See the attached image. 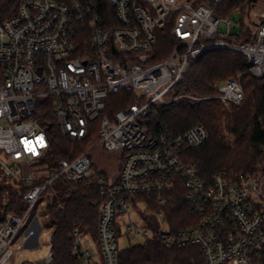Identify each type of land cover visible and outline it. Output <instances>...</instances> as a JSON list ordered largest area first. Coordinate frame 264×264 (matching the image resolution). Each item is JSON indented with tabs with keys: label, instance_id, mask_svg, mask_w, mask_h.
<instances>
[{
	"label": "built area",
	"instance_id": "2783aa9c",
	"mask_svg": "<svg viewBox=\"0 0 264 264\" xmlns=\"http://www.w3.org/2000/svg\"><path fill=\"white\" fill-rule=\"evenodd\" d=\"M11 1V10L0 18V152L5 155L0 157V177L21 180L28 188L22 195L24 213L7 212L0 222V264L27 244L33 229L20 233L21 226L44 192L45 201L51 198L47 190L55 179L81 182L93 174L89 150L63 157L53 167L46 161L32 164L50 145L38 107L47 106L63 138L79 141L88 134L89 122L104 112L109 96L122 91L133 95V101L103 114L97 131V144L120 154L117 177L94 180L103 196L96 237L101 260H95L81 243L84 234L74 229L81 264H117L120 224L144 239L155 234L167 247L196 245L203 264H264V164L248 175L230 176L222 169L206 181L181 157L183 149L207 139L204 125L177 134H151L142 124L155 105L179 97H209L169 95L209 47L239 49L247 58L248 73L264 77L262 0L249 2L253 31L237 45L229 37L240 31V14L216 16L222 0ZM236 12L238 21L232 18ZM167 24L173 43L159 58L157 32ZM212 96L238 105L244 91L237 78L229 77ZM176 178L194 221L180 227L171 225L164 210ZM139 203L154 212L147 213ZM131 212L143 223L131 221ZM149 217L156 227L147 223ZM50 259L49 251L44 262Z\"/></svg>",
	"mask_w": 264,
	"mask_h": 264
},
{
	"label": "trees",
	"instance_id": "16d2710c",
	"mask_svg": "<svg viewBox=\"0 0 264 264\" xmlns=\"http://www.w3.org/2000/svg\"><path fill=\"white\" fill-rule=\"evenodd\" d=\"M195 1L199 3L202 0ZM250 1L222 0L216 7L215 14L219 17L229 16L234 11L240 14V31L229 37L234 45L249 40L241 29L242 25H248L243 20L242 12L248 8ZM11 2L0 0V18L11 10L12 7H8ZM157 33V47L162 48L159 58H162L168 54L173 39L168 24ZM247 70V58L239 49L230 46L209 47L188 67L181 81L172 86L169 95H214L227 78L235 77L244 91L240 104L226 105L213 97L200 100L181 98L155 105L142 120L151 134H177L195 124L204 125L208 131L207 139L200 145L183 149L181 153L183 161L194 166L203 180L210 181L211 176L222 169L230 176L253 174L257 164L264 161V77H253ZM133 99V95L124 91L110 95L104 112L89 122L88 134L79 141L63 138L57 131L53 115L43 113L40 122L45 128L51 125L46 129L50 145L44 156L49 166L53 167L59 159L90 147L97 141L101 116L124 107ZM224 132L234 136L233 145L226 143ZM100 175L109 178L94 172L81 182L55 179L47 190L51 192V198L45 201V227L50 232L51 259L44 263L26 260L22 264L82 263L79 254L81 243L76 240L73 231L78 229L96 241L99 206L103 196L94 180ZM27 188L28 185L21 180L0 177V222L7 212L24 213L26 202L22 195ZM167 197L164 210L171 225L180 227L192 224L194 221L188 217L189 203L185 198V189L178 178L174 180L171 191L167 192ZM150 206L156 205L151 203ZM146 220L151 227H156L157 221L153 217ZM191 259L196 264H203L198 246L167 247L155 234L141 243L117 251V264H189Z\"/></svg>",
	"mask_w": 264,
	"mask_h": 264
},
{
	"label": "rangeland",
	"instance_id": "374dc122",
	"mask_svg": "<svg viewBox=\"0 0 264 264\" xmlns=\"http://www.w3.org/2000/svg\"><path fill=\"white\" fill-rule=\"evenodd\" d=\"M260 2L262 4H264V0H262ZM242 17H243V20L246 21L247 24H249V25H247V26L242 25L241 31L245 32V33H247V32L251 33L253 30H252V26L249 23L248 10L247 9H245L242 12ZM182 94H187V93H182ZM178 95H181V94H178ZM178 95H173L172 97L178 96ZM205 96H209L208 98L213 97L212 95H205ZM181 98H186V97H179L176 100L181 99ZM213 98H215V97H213ZM187 99H189V98H187ZM205 99H207V98H205ZM176 100H174V101H176ZM43 113H47V106L46 105L38 107L37 115H39V117H40ZM54 123H56V122H54ZM224 135H225L226 143L229 145H233L234 136L232 134L227 133V132H224ZM85 150H89V152H90V156L92 158L93 165H94L93 173L94 172L100 173V174H103L109 178H116L117 177V175L119 174V171H120V154H119V152L105 151L101 146H99L97 144V141L94 142L90 147H88L82 151H85ZM0 157L2 159H5V155L2 152H0ZM45 161L46 160L44 159V157H40L38 159L33 160L32 164H40V163H43ZM262 164H264V161L259 162L257 164V166H260ZM138 205L142 209H145L147 211V213H153L154 212L152 208L148 209L142 203H139ZM46 217H47V213H46V209H45V192H44L38 198L36 203L33 205L30 213L28 214V216L26 217L25 221L23 222V224L21 226V229H22V227H24L26 225L24 227V229L22 230V232L23 231L25 232L26 230H27L26 232H28L29 230L33 229V233L37 234V236H35L33 233H31V235L27 239L28 243H30V241L33 242L34 238H36L34 245L29 246L28 243L25 244L23 249L17 255H12L10 257L7 264H13V260L15 257H17V259L20 261H26V260L39 261L40 259H44L46 257V255L50 251V245L48 242L49 230L47 227H45L46 226ZM125 217L127 218V216H125ZM129 217H130L131 221H133V222H136L138 224L143 223V220L139 217L138 213H136V212H131ZM35 218H36L35 223L34 222L32 223V220ZM125 231H126L125 226L123 224H120V232L117 235V245H118L119 249H123V248L128 247L129 245L138 244V243H141L144 241L143 237L135 235L133 233H128ZM81 243L85 246L87 245V248L90 250V252L93 253L95 251L94 240L90 237V235H88V234L83 235Z\"/></svg>",
	"mask_w": 264,
	"mask_h": 264
},
{
	"label": "crops",
	"instance_id": "0c3cea01",
	"mask_svg": "<svg viewBox=\"0 0 264 264\" xmlns=\"http://www.w3.org/2000/svg\"><path fill=\"white\" fill-rule=\"evenodd\" d=\"M34 221H36V220H34ZM34 235L37 236V234H34ZM35 241H36V238H34V241L33 242L30 241V243H28V242L27 243H28L29 246H33L34 243H35ZM94 245H95V251L93 252V255H94L95 260H98L99 261V260H101V257H100L99 251H98V247H97L96 241H94Z\"/></svg>",
	"mask_w": 264,
	"mask_h": 264
},
{
	"label": "water",
	"instance_id": "95a60500",
	"mask_svg": "<svg viewBox=\"0 0 264 264\" xmlns=\"http://www.w3.org/2000/svg\"><path fill=\"white\" fill-rule=\"evenodd\" d=\"M232 18H233L235 21H238V19H239V14H238V12L234 13V14L232 15ZM237 28H238V26L235 27V30H234V31H236ZM50 126H51L50 124L47 125V129L50 128ZM38 262H39V263H44V259H40Z\"/></svg>",
	"mask_w": 264,
	"mask_h": 264
}]
</instances>
